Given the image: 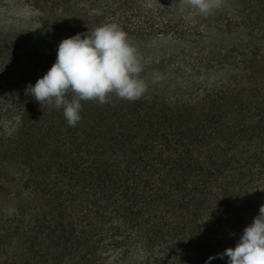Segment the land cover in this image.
Wrapping results in <instances>:
<instances>
[{"label":"trees","instance_id":"16d2710c","mask_svg":"<svg viewBox=\"0 0 264 264\" xmlns=\"http://www.w3.org/2000/svg\"><path fill=\"white\" fill-rule=\"evenodd\" d=\"M19 1L65 38L105 23L134 37L198 36L169 1ZM249 3L264 0L203 25L213 40L242 36L231 61L220 50L212 66L192 65L205 78L173 95L82 101L75 127L27 91L47 59L0 33V190L18 201L0 214V264H227L217 254L264 204V84L254 76L264 34L253 33L261 17Z\"/></svg>","mask_w":264,"mask_h":264},{"label":"clouds","instance_id":"9594fccd","mask_svg":"<svg viewBox=\"0 0 264 264\" xmlns=\"http://www.w3.org/2000/svg\"><path fill=\"white\" fill-rule=\"evenodd\" d=\"M183 2L207 16L223 7L225 0ZM142 72L140 54L128 33L117 23H105L63 39L55 63L27 91L43 107L62 109L68 126L75 127L82 119V101L104 105L112 95L128 102L141 99L147 91ZM217 256L227 257V264H264V204L236 246ZM215 258L209 257L205 264Z\"/></svg>","mask_w":264,"mask_h":264},{"label":"rangeland","instance_id":"374dc122","mask_svg":"<svg viewBox=\"0 0 264 264\" xmlns=\"http://www.w3.org/2000/svg\"><path fill=\"white\" fill-rule=\"evenodd\" d=\"M150 1L162 4L171 2L176 12L172 14L175 20L182 28H193L195 30L193 34L198 36L182 41L163 36H129L137 47L143 64L141 78L147 84V91L143 97L155 93L173 95L178 88L187 85V82L199 83L198 80H203L206 74L200 70L191 73L192 65H200V62L209 60V67L212 66L214 61L217 63L219 60L215 57L212 59L213 55L220 50L226 51L222 54V59L224 62H229L234 55L232 52L225 55L227 51H232L241 45L239 39L242 36L238 33H226L213 40L208 34L202 33V30L203 25L208 22L212 24L223 22L243 14L244 0H225L223 7L207 16L199 15L194 9L184 4L183 0ZM248 7L261 17V23L253 29L255 36L260 38L264 34V5L257 7L256 4L249 3ZM0 33L14 40L21 52L37 54L47 59V64L31 80L29 86H34L55 63L59 43L66 39L61 32L47 29L43 24L42 16L19 0H0ZM242 51L238 49L235 54H241ZM260 70L262 72L258 71L254 74L255 81L264 84V65ZM218 76L219 74L213 72L209 82L214 81ZM111 100L120 101L121 99L112 95ZM17 204L18 201L10 200L6 192L0 190V214L15 208Z\"/></svg>","mask_w":264,"mask_h":264}]
</instances>
